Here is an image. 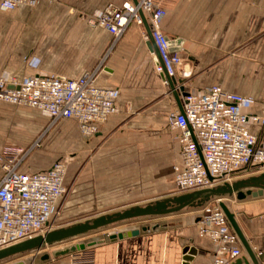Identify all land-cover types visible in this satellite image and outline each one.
<instances>
[{
	"label": "crops",
	"instance_id": "0c3cea01",
	"mask_svg": "<svg viewBox=\"0 0 264 264\" xmlns=\"http://www.w3.org/2000/svg\"><path fill=\"white\" fill-rule=\"evenodd\" d=\"M126 1L132 0H42L12 11L0 10V78L17 82L29 77L78 79L105 58L96 84L117 92L115 112L91 138L81 135L75 121L60 120L48 128L47 114L0 102V153L5 147L27 148L41 137L39 147L22 163V173L42 172L69 159L64 179L67 193L57 204L51 230L156 201L161 196L148 192L149 168L161 176V182L163 173L158 169L164 154L173 177L174 169L182 165L178 132L168 125L177 102L155 71V55L147 47L143 29L130 23L113 44L107 31L87 24L88 17ZM156 1L166 12L163 34L183 40L176 53L182 64L174 77L183 95L219 87L248 99L243 112L264 119V0ZM248 127L264 136L263 124ZM150 137L156 142L149 143ZM2 175L0 167V179ZM224 203L257 263L264 264V194L243 201L227 198ZM198 220L197 211L186 210L127 221L51 251L123 230L158 228L46 262L40 261L42 252L30 254L27 260L31 264H182L183 249L194 247L197 255L190 264H213L216 245L198 236ZM242 250L239 260L250 263L243 246ZM20 261L25 260L9 264Z\"/></svg>",
	"mask_w": 264,
	"mask_h": 264
},
{
	"label": "built area",
	"instance_id": "2783aa9c",
	"mask_svg": "<svg viewBox=\"0 0 264 264\" xmlns=\"http://www.w3.org/2000/svg\"><path fill=\"white\" fill-rule=\"evenodd\" d=\"M39 1L42 0H2L0 10L12 11ZM165 14L162 3L156 0L126 1L121 7L109 6L88 17L87 24L107 31L114 44L130 23L141 27L147 40L145 21L162 61V65H156V73L165 71L174 78L182 59L170 53L161 30ZM104 60L78 79L29 77L17 82L0 78V102L47 114L48 128L60 120L75 121L81 135L91 138L115 112L117 92L96 84L104 71ZM180 99L181 111H173L168 119L169 128L178 132L180 143L182 165L174 169L173 177L178 194L231 185L243 175L264 173V136L252 133L248 127L250 123L264 125V119L243 112L250 104L248 99L219 87ZM40 139L27 148L5 147L0 153V250L50 231L57 204L67 193L64 179L68 158L42 172L20 171L22 163L39 147ZM221 201L215 198L200 207L197 233L216 245L213 264H231L244 252L219 207Z\"/></svg>",
	"mask_w": 264,
	"mask_h": 264
},
{
	"label": "water",
	"instance_id": "95a60500",
	"mask_svg": "<svg viewBox=\"0 0 264 264\" xmlns=\"http://www.w3.org/2000/svg\"><path fill=\"white\" fill-rule=\"evenodd\" d=\"M136 3V0H132ZM144 30L147 35V47L151 53L155 55L156 65H162V61L154 44L149 26L144 21ZM170 53H178L181 51L183 44L182 39L171 40L167 38ZM163 82H166L169 93L173 96L177 102L178 109L181 111L180 98L183 95V87H177L178 84L174 78L168 77L165 71L160 75ZM182 81H179L181 84ZM12 89V87H9ZM264 194V173L257 175H250L249 177L234 181L231 185L218 186L211 189H205L201 191H195L186 194H179L175 197L164 198L154 201L144 206H135L129 209L119 211L110 215H103L84 221L83 223H77L65 228L54 229L48 231L43 236H36L32 239H28L16 245L0 250V263L15 256H22L28 254H38L46 247H53L58 244H63L68 241H73L79 237H83L102 229L109 228L121 223L139 220V219H151L157 217L168 216L176 213H180L187 209H196L203 206L205 203L212 199L218 198L222 200L219 203V207L226 216L231 228L237 235L241 245L244 248L251 264H258L255 259L252 250L250 249L245 237L243 236L240 228L238 227L234 215L229 211L224 203L227 198L235 199L236 201H243L247 198H258ZM199 221V220H198ZM158 225L151 227L136 228L134 230H123L115 234H110L103 237L100 240L93 241L91 243L71 244L63 248L51 251L49 254H43L40 257V261L46 262L50 259H58L65 257L79 251H83L86 247H92L97 244L105 242H114L129 237L136 236L140 231H155ZM197 255V250L194 247H185L182 252V264H190L194 257ZM242 260H236L231 264H242ZM244 262V264H250ZM14 264H31L30 260L20 261Z\"/></svg>",
	"mask_w": 264,
	"mask_h": 264
},
{
	"label": "rangeland",
	"instance_id": "374dc122",
	"mask_svg": "<svg viewBox=\"0 0 264 264\" xmlns=\"http://www.w3.org/2000/svg\"><path fill=\"white\" fill-rule=\"evenodd\" d=\"M149 143L152 142H156L155 138L154 137H150L149 138ZM153 143V144H154ZM166 154H164V157H161V160H162V166L158 169V172H162L163 173V176H162V181L160 182V178L161 176H156L157 174H154L155 172L149 168L148 170V175H149V179H151V181H153V183H149V186H148V192H149V195L153 194V195H158V196H161L159 197L160 199L158 200H161V199H164V198H170V197H175L178 194V192L176 191V189L174 188V185L172 184L173 183V172H172V167H169L170 164L168 163V161H166ZM157 182H156V181ZM161 184V185H160ZM161 188L163 190V195H160V192H161ZM157 201V200H156ZM154 201H148L147 204L149 203H152ZM187 210H194V211H197L199 212L200 208H196V209H187ZM186 211V210H184ZM200 215V214H199ZM154 219V218H153ZM59 221V220H58ZM77 240V239H75ZM73 240V241H75ZM73 241H68V242H65L63 244H58L56 246H61V245H64L66 243H69V242H73ZM54 246V247H56ZM53 249V247H46L43 251H41L42 253H45V254H49L51 253V250ZM30 254L28 255H20V256H15L13 258H10V259H7L6 261L0 263V264H9V263H12L14 261H17V260H27V256H29Z\"/></svg>",
	"mask_w": 264,
	"mask_h": 264
}]
</instances>
